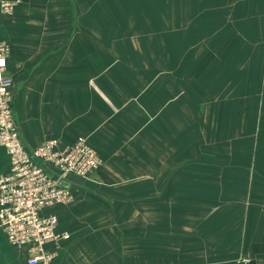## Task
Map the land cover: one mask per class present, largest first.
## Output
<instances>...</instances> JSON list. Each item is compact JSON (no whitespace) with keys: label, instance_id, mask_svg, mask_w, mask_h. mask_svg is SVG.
<instances>
[{"label":"crops","instance_id":"1","mask_svg":"<svg viewBox=\"0 0 264 264\" xmlns=\"http://www.w3.org/2000/svg\"><path fill=\"white\" fill-rule=\"evenodd\" d=\"M0 42L27 150L104 160L47 212L53 264H264V0H21Z\"/></svg>","mask_w":264,"mask_h":264},{"label":"built area","instance_id":"2","mask_svg":"<svg viewBox=\"0 0 264 264\" xmlns=\"http://www.w3.org/2000/svg\"><path fill=\"white\" fill-rule=\"evenodd\" d=\"M20 4L21 0H0V15L13 16ZM10 54V46L0 42V146L10 157V173L0 177V225L12 247L27 251L28 264H53L57 255L47 247L68 241L70 234L58 232V217L47 212L75 202L71 188L63 185L65 179L88 180L104 160L86 138L63 150L57 149L56 140L27 150L13 109Z\"/></svg>","mask_w":264,"mask_h":264},{"label":"water","instance_id":"3","mask_svg":"<svg viewBox=\"0 0 264 264\" xmlns=\"http://www.w3.org/2000/svg\"><path fill=\"white\" fill-rule=\"evenodd\" d=\"M248 264H255V262H249Z\"/></svg>","mask_w":264,"mask_h":264},{"label":"snow or ice","instance_id":"4","mask_svg":"<svg viewBox=\"0 0 264 264\" xmlns=\"http://www.w3.org/2000/svg\"><path fill=\"white\" fill-rule=\"evenodd\" d=\"M0 63H2V62H0Z\"/></svg>","mask_w":264,"mask_h":264}]
</instances>
